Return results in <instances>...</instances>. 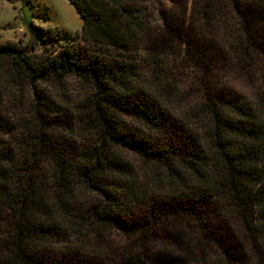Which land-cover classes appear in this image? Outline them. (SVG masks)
<instances>
[{
  "label": "trees",
  "instance_id": "1",
  "mask_svg": "<svg viewBox=\"0 0 264 264\" xmlns=\"http://www.w3.org/2000/svg\"><path fill=\"white\" fill-rule=\"evenodd\" d=\"M68 1L81 31L41 30L62 44H0V264H169L155 247L182 223L264 250V104L204 74L191 102L168 56L205 71L210 50L183 21L151 38L134 0Z\"/></svg>",
  "mask_w": 264,
  "mask_h": 264
},
{
  "label": "rangeland",
  "instance_id": "2",
  "mask_svg": "<svg viewBox=\"0 0 264 264\" xmlns=\"http://www.w3.org/2000/svg\"><path fill=\"white\" fill-rule=\"evenodd\" d=\"M134 1L141 10L147 36L160 37L168 16L183 21L185 29L191 28L192 36H202L209 48L210 68L205 71L186 60L178 65L173 54L168 56L176 66V80L191 102L200 100L199 78L204 74L213 92L244 99L256 107L264 104V53L262 46L251 40L263 42L264 0ZM82 24L68 0H0V44L14 41L45 53L63 41L43 43L48 33L41 30H53L62 40L81 31ZM76 80H65V93H76ZM222 226L215 232L217 237L203 236L190 224L173 226L159 240L155 254L169 264H264V250L255 239L237 225Z\"/></svg>",
  "mask_w": 264,
  "mask_h": 264
}]
</instances>
